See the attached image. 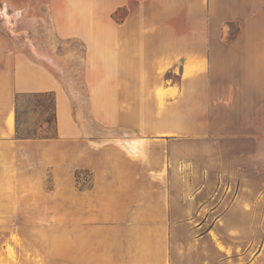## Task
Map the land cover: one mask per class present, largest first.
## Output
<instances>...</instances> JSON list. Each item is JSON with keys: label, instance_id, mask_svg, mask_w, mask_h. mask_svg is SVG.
Returning a JSON list of instances; mask_svg holds the SVG:
<instances>
[{"label": "crops", "instance_id": "obj_1", "mask_svg": "<svg viewBox=\"0 0 264 264\" xmlns=\"http://www.w3.org/2000/svg\"><path fill=\"white\" fill-rule=\"evenodd\" d=\"M188 6L194 7L188 14L201 20L196 29L150 32L146 53L123 48V41L115 56L100 47L105 55L84 79V108L46 67L0 47V225L9 229L12 216L28 218L18 230L35 231L40 247L39 255L25 249L17 256L5 246L0 264L186 263L187 257L172 254L171 230L193 214L208 215L198 228L217 215L198 240L210 243L218 259L208 264H232V249L218 232L230 239L243 229L240 220L256 211L246 202L254 194L245 184L252 183V173L258 178L253 182L264 183V162L245 160L264 150V0H194ZM139 70L148 75L143 86L175 79L160 89L161 96L154 92L146 100L147 111L132 106L122 112L124 96L130 93L137 102L126 88L137 87ZM41 94L53 95L54 137H18L17 98ZM211 138L228 143L192 142ZM236 141L244 144L237 147ZM209 147L216 154L226 149L224 176L219 159L202 170L198 158L188 157ZM240 148L249 151L243 164L234 154ZM79 171L90 173L89 187L76 186ZM213 182L217 187L209 194ZM223 182L221 199L231 202L205 212ZM233 183L243 185L236 195Z\"/></svg>", "mask_w": 264, "mask_h": 264}, {"label": "rangeland", "instance_id": "obj_2", "mask_svg": "<svg viewBox=\"0 0 264 264\" xmlns=\"http://www.w3.org/2000/svg\"><path fill=\"white\" fill-rule=\"evenodd\" d=\"M81 1L82 5L77 6L74 0H0V47L5 53H10L13 57H23L46 67L65 85L82 108H84L87 95L84 79L88 73L93 75L94 70H97L99 54L103 52L100 47H106L105 54L112 53L115 56V50L121 48L123 41V48L133 47L139 50V53H146V34L158 30L171 32L195 30V25L201 21L195 16V13L188 14L190 8L194 9V7L188 6L189 2L191 4L194 0L189 2L188 0ZM230 29L237 30V26L232 24ZM132 34L138 38L131 39ZM105 54L103 52L102 56L104 57ZM107 66L113 72L114 67L109 64ZM137 76L138 80L134 82L135 84L137 82V87L126 88L129 92L131 88L134 90L133 98H138L137 102H131L130 93L129 96H124L122 112L129 111L132 106H136L139 112L147 111L150 104L146 100L153 99L152 94L154 92L156 94L159 92L157 96H161L160 89L175 79L172 77L167 83L161 80L158 87H153L152 85L143 86L144 83L149 82L147 72L139 70ZM151 107L157 108L154 103L151 104ZM52 117V94L22 95L17 98L18 137L53 138L55 127ZM85 121L91 127H95L91 120ZM113 132L109 131L108 135ZM192 142L206 144L220 142L221 147L228 143L227 140L220 141L214 138L203 141L192 139ZM233 143L237 147H242L244 141ZM260 143L263 146L261 148H264V136ZM230 153L232 154V151ZM250 153L254 155L257 152ZM234 154L243 164L244 156L248 155L249 151H242L240 148V151H236ZM227 155L226 149H220L216 154L209 147V149L202 151L193 150L188 154V157L198 158L200 163L198 167L202 170L209 169L212 159H219V173L224 176L227 171ZM247 159L251 160L252 163L256 162V164L259 161L264 162V150H261L255 158L247 157L245 160L248 161ZM213 162L216 164V160ZM210 170L214 172L213 168ZM251 180L252 183L247 182L245 184V189L254 195L246 202L249 201L256 208V211L254 214L245 216L244 220H240L245 224L244 226L240 225L243 229H235L232 232L233 238L227 239L228 232L226 231L218 232L223 237L224 246L227 244L232 249V251L229 250L232 264H248L249 260L256 256H262L257 264L264 263V193L258 195L263 190L264 183L253 182V180H258L254 173H252ZM91 181L90 173L86 171L76 172V186L78 188L89 187ZM219 185L220 194L211 202L209 199L206 201L209 204L204 209L205 212L210 206H214L218 202L222 204L221 210L231 202V197L221 199L223 193L226 192L227 182ZM232 185L230 192H233V195H236L239 189L243 187L242 183H233ZM48 187H50V182ZM216 187L215 182L209 184L208 193L211 194L212 191L216 190ZM207 216L201 214L184 216L185 219L181 218L180 221L176 222V225H173L171 230L174 246L172 254L178 255V260H180L179 258L185 260L187 257L186 263L181 261L177 264H182V262L184 264H208L218 260L210 243H198L200 235L206 232L213 218L217 215H210L204 227L198 228L197 224ZM27 219L16 215L9 220V223H13L9 229L0 225V253L3 252L5 246L11 245L15 248V255L17 256L24 254L25 249V253L28 255L40 254V247L32 237L36 232L18 230L19 224H24L28 221ZM0 222L2 221L0 220ZM14 242L17 246L14 245ZM20 244L22 245L21 248L19 247ZM55 264H66V262L64 260Z\"/></svg>", "mask_w": 264, "mask_h": 264}, {"label": "trees", "instance_id": "obj_3", "mask_svg": "<svg viewBox=\"0 0 264 264\" xmlns=\"http://www.w3.org/2000/svg\"><path fill=\"white\" fill-rule=\"evenodd\" d=\"M53 121H54V114H53V117H52ZM48 122V121H47Z\"/></svg>", "mask_w": 264, "mask_h": 264}]
</instances>
